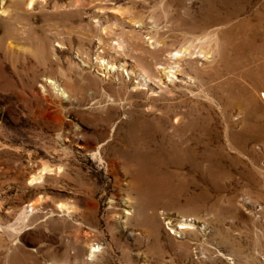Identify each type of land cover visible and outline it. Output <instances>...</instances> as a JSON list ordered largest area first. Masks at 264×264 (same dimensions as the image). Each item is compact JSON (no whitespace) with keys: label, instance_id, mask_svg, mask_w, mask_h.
<instances>
[{"label":"rangeland","instance_id":"obj_1","mask_svg":"<svg viewBox=\"0 0 264 264\" xmlns=\"http://www.w3.org/2000/svg\"><path fill=\"white\" fill-rule=\"evenodd\" d=\"M222 1L188 33L205 0H0V264H264V0ZM132 120L173 187L144 212Z\"/></svg>","mask_w":264,"mask_h":264},{"label":"bare ground","instance_id":"obj_2","mask_svg":"<svg viewBox=\"0 0 264 264\" xmlns=\"http://www.w3.org/2000/svg\"><path fill=\"white\" fill-rule=\"evenodd\" d=\"M45 0H22V5H25L30 8L33 7L35 3ZM208 3L206 10L201 14V20L196 21L194 19L190 20V28L187 30L188 33H197L199 29L209 28L219 25L226 18L221 16V11L226 9L229 11L232 4L228 1L222 0H205ZM245 4V3H244ZM220 13V16H219ZM233 13V12H231ZM262 16H264L262 14ZM238 31L244 30L237 29ZM225 36L230 42L232 39L237 38V33L234 31H228L225 33ZM232 43V42H230ZM254 48L256 42L251 44ZM259 47V46H258ZM231 49L233 52L243 51V42L238 41L237 45H232ZM163 53L166 50H160ZM179 60L180 56L178 54H171V59ZM158 64V63H157ZM113 68V67H112ZM260 81V87H264V49L260 48V63L257 65L256 69ZM42 92L44 93L46 99H54L58 102L57 99L64 96L65 92L68 89V85L61 78L55 76L50 77L44 83L41 84ZM59 103V102H58ZM180 119L177 120L179 122ZM128 138L125 139L126 144L131 148V154L124 156L125 171L129 174L132 179L133 188L138 198L139 207L142 212L146 211L149 208H157L160 204L161 198L166 195H170L173 192V187L171 183L165 178H161L158 174V165L157 159L151 154L141 155L139 151L135 149L139 146V143L143 141L144 138L152 136L150 130L141 129L138 125L137 120L131 121L130 131L127 133ZM174 142V141H173ZM133 149V151H132ZM197 166L200 167V162L197 163ZM65 206L60 205V209H65ZM188 229L189 226H182ZM78 238L76 237V241ZM5 263L4 264H31L27 260L26 255L22 253H16L15 255H4ZM31 257V256H30ZM32 258V257H31Z\"/></svg>","mask_w":264,"mask_h":264}]
</instances>
